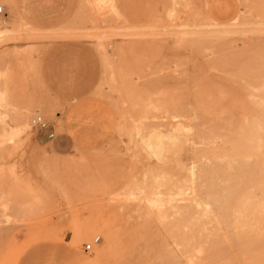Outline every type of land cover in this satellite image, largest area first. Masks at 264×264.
Returning a JSON list of instances; mask_svg holds the SVG:
<instances>
[{
	"label": "rangeland",
	"instance_id": "rangeland-1",
	"mask_svg": "<svg viewBox=\"0 0 264 264\" xmlns=\"http://www.w3.org/2000/svg\"><path fill=\"white\" fill-rule=\"evenodd\" d=\"M14 1L0 0V264L33 250L126 264L122 238L142 234L155 257L128 264H264V0H57L58 23ZM214 1L230 17H215ZM61 48L96 68L94 96L116 113L102 149L62 152L32 127L41 116L64 132L72 101L42 79ZM204 195L191 211L213 221L185 227V207Z\"/></svg>",
	"mask_w": 264,
	"mask_h": 264
},
{
	"label": "crops",
	"instance_id": "crops-1",
	"mask_svg": "<svg viewBox=\"0 0 264 264\" xmlns=\"http://www.w3.org/2000/svg\"><path fill=\"white\" fill-rule=\"evenodd\" d=\"M14 2L17 11L25 10L36 23L46 22L48 15V22L61 21L62 13L58 11L60 6L57 5V0ZM225 10L224 3L210 2L211 13L221 21L231 15H226ZM81 57L83 56L77 49L61 48L50 52L43 62L42 79L45 87L61 101H72L64 118V132L53 139L55 148L62 152L75 147L88 151L102 149L113 141L118 131V119L113 107L94 96L98 85V71L91 64L84 65ZM53 131L55 132V127ZM63 254L65 259L69 256L68 248ZM63 261L64 258L56 259L54 255L49 259L44 250H33L19 264H62Z\"/></svg>",
	"mask_w": 264,
	"mask_h": 264
},
{
	"label": "bare ground",
	"instance_id": "bare-ground-1",
	"mask_svg": "<svg viewBox=\"0 0 264 264\" xmlns=\"http://www.w3.org/2000/svg\"><path fill=\"white\" fill-rule=\"evenodd\" d=\"M172 7L174 6H185L188 0H166ZM2 31V30H1ZM0 31V36H3V31ZM177 117V116H176ZM179 117V116H178ZM178 122V121H177ZM30 125V117L27 114H22L19 118H18V127L16 129H14L15 133H17L18 135H20V133H22L24 130H26ZM178 125V124H177ZM177 127V126H176ZM13 131V132H14ZM14 133V134H15ZM198 134V133H197ZM16 135V134H15ZM161 137V136H160ZM200 137V136H199ZM162 138V137H161ZM175 138V137H174ZM161 143V142H158ZM175 145V144H174ZM161 146V144L159 145ZM158 146V147H159ZM162 146H164L162 144ZM161 146V147H162ZM150 148H152V146H149ZM159 149H162L159 147ZM184 169V166H182ZM182 169V170H183ZM198 170V169H197ZM196 173V172H195ZM198 178V177H197ZM197 196V195H196ZM211 196H201V198L199 197H195L194 199H191L187 205V213L185 214V216H187V221H186V225L183 224L185 222L179 223L178 226H182L181 224L185 225V227H208L209 223H211V221H213V213L210 212L211 210L208 208L207 211L203 210L201 212H192L191 209L195 208V207H199L203 200H206L208 198H210ZM183 198V197H182ZM213 198V197H212ZM217 199V198H214ZM219 199V198H218ZM210 200V199H209ZM223 200V199H222ZM227 201H225L226 203ZM152 203V202H151ZM158 203V202H157ZM156 203V206H157ZM169 203V202H167ZM173 203V202H172ZM204 203V202H203ZM222 203L224 204V202L222 201ZM228 203V202H227ZM170 204V203H169ZM164 205V204H163ZM162 205V206H163ZM168 205V204H167ZM203 205V204H202ZM222 205V204H221ZM154 206V205H153ZM159 206V205H158ZM185 206V205H184ZM164 207V206H163ZM183 208V207H182ZM184 208V209H185ZM183 209V210H184ZM185 211V210H184ZM162 212V211H161ZM186 212V211H185ZM183 212V213H185ZM161 214V213H160ZM184 216V215H183ZM221 216V215H220ZM182 218V217H181ZM217 218V217H216ZM224 218V217H223ZM184 219V218H183ZM228 219L229 216H228ZM182 220V219H181ZM184 221V220H183ZM223 221V220H222ZM175 225L177 222H174ZM208 225V226H207ZM177 226V225H176ZM176 229L180 230L182 227H175ZM95 232V231H93ZM108 233V232H107ZM105 233V234H107ZM80 236H84V237H88L89 239H91L92 236V229H88L83 231ZM105 236V235H104ZM148 238V237H147ZM116 239V237L112 234L110 236H107L105 239L106 243H110L113 242V240ZM121 245V251L119 252V258L122 259L124 261V263L128 264L129 262L133 261L134 259H136L137 257H141L144 258L145 256H148L149 258L153 259L155 256H153L155 254V246L154 244H149L147 242L146 239V235H141L140 240H136L134 237L129 236V237H125L122 238V241L120 242ZM154 253V254H153ZM152 255V256H151Z\"/></svg>",
	"mask_w": 264,
	"mask_h": 264
},
{
	"label": "built area",
	"instance_id": "built-area-1",
	"mask_svg": "<svg viewBox=\"0 0 264 264\" xmlns=\"http://www.w3.org/2000/svg\"><path fill=\"white\" fill-rule=\"evenodd\" d=\"M3 13V8L0 7V14ZM32 127L40 134L42 137L46 138L47 140H53L56 136L55 132L53 131V126L47 122L43 117L36 116L32 120ZM92 249L91 245H86L85 251L89 252Z\"/></svg>",
	"mask_w": 264,
	"mask_h": 264
}]
</instances>
